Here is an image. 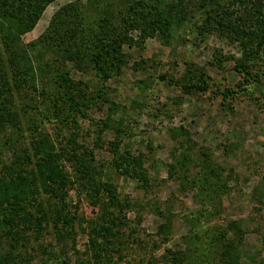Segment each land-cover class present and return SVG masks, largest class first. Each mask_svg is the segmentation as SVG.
<instances>
[{"label":"rangeland","instance_id":"rangeland-1","mask_svg":"<svg viewBox=\"0 0 264 264\" xmlns=\"http://www.w3.org/2000/svg\"><path fill=\"white\" fill-rule=\"evenodd\" d=\"M127 1L53 0L21 37L29 59L20 67L44 70L12 87L16 119L0 121V179L30 156L20 202L8 186L0 198V264H264L257 1L177 0L180 25L168 37L132 31L134 44L105 57L106 73L88 50L98 47L78 41L75 63L64 48L38 42L66 4L78 6L85 37ZM9 56L0 43L13 82ZM40 138L67 179L63 198L41 184ZM123 157L139 162L126 170ZM102 225L112 234L102 237ZM96 236L105 244L98 260L88 249Z\"/></svg>","mask_w":264,"mask_h":264},{"label":"trees","instance_id":"trees-1","mask_svg":"<svg viewBox=\"0 0 264 264\" xmlns=\"http://www.w3.org/2000/svg\"><path fill=\"white\" fill-rule=\"evenodd\" d=\"M52 1L0 0V43L10 52L11 57L9 56V60L13 66L11 70L13 82H11L7 70L0 62V121L16 119V113L11 109L12 99L10 96L12 87H21L23 81L29 82L30 78L32 80L35 79L37 76L36 70L40 74L44 70L43 65L40 64H38L37 68L33 67L34 65H30V71L24 66L20 67L21 58L26 57L29 59L28 50L23 45L21 37L35 27L46 6ZM256 1L257 9H259L260 14L264 18V0ZM179 6L180 4L177 0H130L127 1L126 8L119 10L118 14H104L100 17L99 29L90 31L92 36L89 31L88 33L86 32L87 36L84 37L82 36L84 30L79 27L80 14L78 13V6L75 3L66 4L56 11L50 26L39 38L38 42L40 44L43 43L44 46H54L58 51L64 48L66 58L75 63H79L83 58L82 51L78 47L80 44H91L93 48L98 47L100 51H92L91 47L88 50L91 51L95 66L101 72L106 73L108 68L103 64L106 60L105 57L108 55L112 57L114 54L121 53L124 44H134L137 37L132 31L138 30L141 40L157 32L164 37H168L169 33L174 29V25H180L184 19L182 13L179 12ZM253 33L260 38V43L264 44V32L258 34L253 31ZM86 38L88 41L84 44L83 41L85 42ZM70 41L71 45L69 44ZM78 41H80V44ZM56 102L57 104L60 103L59 100H56ZM48 141L45 138H40L34 143L38 174L46 192H52L56 196L63 198V188L67 183V179L62 174L61 166L56 161V155L52 150L46 151ZM29 159L30 156L28 155L18 156L13 163L14 170H16L15 175L11 173L10 178L0 179V198L5 197L4 190L8 186L10 192L14 195L12 203L18 204L20 202L21 196L16 192L24 193L28 190L30 181L27 177V179L24 177L26 176L24 175V165L30 162ZM123 160L128 166L126 170H129L133 160L135 163L139 162L136 158L130 160L127 157H123L119 163L120 166H123ZM7 194L9 196L8 192ZM101 233L103 234L102 237L105 236L104 234H112L111 226L102 225L100 228ZM104 245V243L99 241L98 236L90 237L88 249L94 259L98 260L102 250L105 248Z\"/></svg>","mask_w":264,"mask_h":264}]
</instances>
